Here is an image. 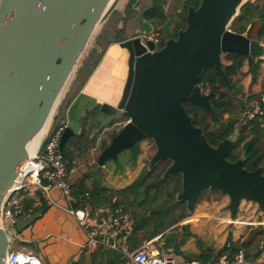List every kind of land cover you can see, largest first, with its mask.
Instances as JSON below:
<instances>
[{"label":"water","instance_id":"obj_1","mask_svg":"<svg viewBox=\"0 0 264 264\" xmlns=\"http://www.w3.org/2000/svg\"><path fill=\"white\" fill-rule=\"evenodd\" d=\"M245 0H201L191 5L187 25L164 46L145 37V31L120 43L129 52V72L118 106L104 103L95 120L94 134L123 117L129 119L98 158L97 168L118 159L120 152H135L138 142L150 138L156 145L149 168L171 161L164 172L182 174L178 200L187 201L191 213L205 190L229 195L231 218L243 199L258 203L264 213V171L244 167L246 151L233 162L227 154L238 132L211 145L201 126L193 122L185 101L213 112L211 94L199 82L209 66H223L232 51L253 59L264 56V44L229 25ZM117 0H0V264H5L13 235L2 225L11 189L20 179L24 161L38 155L50 120L69 92L82 61ZM95 107L89 112H95ZM66 124V120L62 121ZM76 133L66 126L61 148ZM39 135L34 153L29 143ZM18 215L16 229L23 232L41 215ZM112 241V240H111Z\"/></svg>","mask_w":264,"mask_h":264},{"label":"trees","instance_id":"obj_2","mask_svg":"<svg viewBox=\"0 0 264 264\" xmlns=\"http://www.w3.org/2000/svg\"><path fill=\"white\" fill-rule=\"evenodd\" d=\"M136 0H132L134 3ZM144 1V0H143ZM142 1V2H143ZM201 0H186L188 8L191 5L199 6ZM131 3V4H132ZM149 7L142 12V17L147 20H166L167 16L161 4L157 0H151ZM229 28L232 31L246 34L250 39L264 42V0H245L237 14L232 19ZM108 29V28H107ZM105 27L95 39L90 51L99 43L103 46L105 42L103 37L107 35L113 40L115 32H108ZM111 31V30H110ZM163 33V31L161 32ZM159 35V33H157ZM163 35V34H162ZM161 46H164L165 39H161ZM109 42V41H108ZM87 52L88 63L90 55L94 52ZM91 53V54H89ZM93 55V54H92ZM222 67L211 65L207 67L201 74L199 82L204 84V90L211 94V105L214 108L213 112H208L207 109L195 102L185 101L184 106L187 112L193 116V122L197 126L203 128V132L208 142L216 146L218 143L229 137L235 131L238 136L227 154V159L230 161H237L240 159L244 151H246V160L244 167L250 171H254L260 165L264 168V92L251 93L246 96L240 85L241 70L245 63L249 64V72L252 74V84L256 83L261 70L262 58L253 59L245 53L232 51L225 55ZM85 63V62H84ZM94 62L92 69L96 66ZM86 66L82 67V69ZM81 69V70H82ZM74 92L71 89L64 102L59 115L56 116L55 128H58L63 120L66 110L74 98ZM258 103V109L252 107V103ZM248 111V113H246ZM226 115H228L226 117ZM128 118V117H127ZM129 119V118H128ZM87 123L83 126L79 134L71 136L65 146L64 153L67 161V169L70 171L72 159H74L75 149L83 147L81 144L91 141L89 139V129ZM94 128V127H93ZM93 139V138H92ZM108 145H104V149ZM69 147L68 151L66 149ZM138 149L134 152L137 154ZM170 164L171 161L164 160L159 162L151 170H147L140 175L131 185L124 189H110L108 186L101 183L96 174H85L79 181L72 185L73 194L75 196V207H80L84 201H89L92 209V216H99L103 208L124 207L129 211L127 205L122 202L113 201L116 194L126 195L131 191V219L133 221V229L131 231V246L135 248L138 246L141 238L148 239L162 235L164 241L161 250L166 253L176 252L180 254V245L183 244L191 233L186 232L182 237L174 230L169 233H164L171 225L181 221L184 214L179 218H172L170 209L165 208V204L175 196L173 190L182 189V174L173 173L163 177V171L160 176L154 177L155 171L160 164ZM154 177V179H152ZM174 185V186H173ZM25 212L29 215L43 210L44 204L36 206L33 197H26L24 199ZM143 206H146L145 210ZM170 219V224L168 220ZM198 216H191L187 221L196 222ZM228 222L239 223V219H226ZM168 222V223H167ZM188 229V226H185ZM264 241V225H259L252 229L248 239L242 243L232 241L230 237L225 246L220 251H211L210 249H203L202 253L196 257L197 259L206 262L213 258H218L223 255H228L230 260H233L234 255L240 250L245 249L246 258L254 260L259 257L262 245L255 250V253H249L246 249L252 247L254 244ZM122 254L118 255V258ZM193 259V258H192Z\"/></svg>","mask_w":264,"mask_h":264},{"label":"crops","instance_id":"obj_3","mask_svg":"<svg viewBox=\"0 0 264 264\" xmlns=\"http://www.w3.org/2000/svg\"><path fill=\"white\" fill-rule=\"evenodd\" d=\"M131 3L132 0H117L105 21V28H108L106 30L108 32L107 34L109 32H115V35H120L115 36L116 38L114 40L105 35L103 37L105 45L103 46L99 43L91 51L89 50L90 52L94 51L92 53L93 55L89 53L91 55L88 63L85 61L76 74L71 87L75 96L62 120H66V125L75 129L76 133L74 135L79 134L86 123L88 127L92 126V124L95 126V120L102 104L107 103L112 106H118L121 101L129 72V52L120 43L144 33V23L147 22L154 24L152 33H156L157 22L142 17L143 10L149 7L150 4L142 2L141 0H136L134 3ZM262 59L261 74L259 76L261 77V82L255 85L254 90L256 92L263 91L264 86V56ZM94 62L97 63L91 71ZM84 64L86 66L82 69ZM249 74L251 75L250 80L252 82V74L250 72ZM94 106H96L95 112H89V109ZM56 116L49 126L47 135L55 130ZM127 120L128 118L125 122ZM62 121L61 124H63ZM110 126L107 125L101 129V136H103V132ZM93 131V135H96ZM72 171H69V180ZM77 181H72V185ZM52 197L58 203L65 205V198H63L60 191L56 190L55 195L52 194ZM34 200L36 206L44 204L45 211L41 210L40 217L23 231L24 240L33 244V249L36 251L34 253L46 264H133L120 249H114L102 244L88 246L85 229L77 217L66 209L68 205H52L41 192L37 193ZM169 232L165 231L164 233ZM128 236L131 241V232ZM161 236L158 235L154 238L141 239L138 245L152 241V246L164 252L159 248V246L164 244ZM16 241L17 238L14 241L15 244ZM22 248L27 251L31 250L25 246H22ZM180 249H182V254L176 252L167 254H172L181 261L192 259L189 258V255L188 258L185 257L187 253L194 251L190 248L189 243L181 246ZM119 254H122V258L120 259L118 258Z\"/></svg>","mask_w":264,"mask_h":264},{"label":"rangeland","instance_id":"obj_4","mask_svg":"<svg viewBox=\"0 0 264 264\" xmlns=\"http://www.w3.org/2000/svg\"><path fill=\"white\" fill-rule=\"evenodd\" d=\"M143 2L150 3L151 0H144ZM157 3H162L167 18L164 21H156V33H159L161 39L164 38L166 40L168 38H176L179 30L185 28L187 25L186 17L189 8L187 7L188 4L186 3V0H157ZM104 27L105 23L101 27L98 34L103 31ZM162 31L163 33H161ZM94 41L92 45L94 44ZM86 57L87 53L82 61V64L85 62ZM223 61H225V55H223ZM241 71V75H239L238 78H240V85L244 94L248 96L251 93H260L256 92L254 87L257 83L261 82V77L258 78L256 83L252 84L250 80L251 75L249 74L248 62L245 63ZM73 83L74 82H72V85ZM261 92H264V86L263 91ZM69 93L70 90L57 109V113H60ZM227 116L228 115H226V117ZM126 119L127 116L118 120L117 123L114 122L115 124L113 123L106 131L103 132V136H101V130L96 135H93L92 131L94 124L88 128L90 133L89 139H91V141L86 142L85 144L82 142L81 144L83 147L74 150V159H72L70 168V171L73 170L70 178L71 184L72 181H77V179L80 178V175L83 176L87 173H94L100 179L102 184L108 186L110 189L120 190L131 185L137 178L140 177L142 172L144 173L147 170H151L149 168V163L157 149L154 141L150 138H145L138 142L137 149L139 152L137 154L130 149H125L119 153L117 160L110 159L104 166L96 169L98 158L104 150V145H109L112 138L123 127V122H125ZM68 149L69 147L66 151H68ZM169 165L170 164L167 163L160 164L159 168L154 173V177L160 176V174H162V170L165 169L166 171ZM154 177L152 179H154ZM181 190H173L175 196L169 201V203L165 204V208L170 209L172 218H179L183 214L185 216L181 219V221L171 225L166 231L176 230L180 237L186 234L187 231L188 233H191V236H189V238L180 245L181 247L189 243L190 248L194 250L191 253H187L185 256L186 258H188V255L189 258L198 257L202 253L203 249H210L213 252L220 251L230 237L232 238V241L242 243L248 239L253 228L261 224L264 225V213L259 208L258 203L246 199L241 201L237 216L233 219H239V223L226 221V219H231V211L229 209L230 197L220 191H211L210 189L204 191L194 210L191 213H188L187 201L177 199V195L181 192ZM55 193L56 189H53L52 194L55 195ZM132 199L133 197L131 198V191H128L126 195L116 194L113 201L124 203L128 206L129 211L132 213ZM67 205L68 203L65 200V205L62 206ZM143 208L145 210L147 209L146 206H143ZM195 215L198 216V220L196 222L187 221L189 217ZM168 222L170 224V219ZM185 226H188V229H186ZM140 238L143 239V237ZM263 243L264 241H262L261 244L256 243L252 247H246V249L249 253H255V250ZM22 246H25L26 248L31 249L32 252L36 253L33 249V244L24 240L23 232H18L16 247L22 249ZM180 253L182 254V249H180Z\"/></svg>","mask_w":264,"mask_h":264},{"label":"built area","instance_id":"obj_5","mask_svg":"<svg viewBox=\"0 0 264 264\" xmlns=\"http://www.w3.org/2000/svg\"><path fill=\"white\" fill-rule=\"evenodd\" d=\"M151 40L155 49L161 46V37L157 33H151L145 40ZM264 44V42H262ZM258 109V103L251 105ZM248 113V111L246 112ZM66 124L60 125L46 136L42 149L34 158L24 161L20 168V179L11 189L10 196L6 201L2 225L17 238L16 229L18 215L25 212L24 199L36 197L41 192L50 204L61 206L53 197L52 190L60 191L68 203L66 209L75 215L87 234V245L102 244L114 249H120L133 264H264V244L258 258L248 260L245 249H240L230 260L228 255L213 258L203 262L197 258L181 261L172 254H167L152 246V241L144 242L132 248L129 234L133 229L131 214L124 207L103 208L99 216H92L91 204L84 201L80 207H75V196L69 171L65 159L64 150L61 148L62 134ZM98 222V223H97ZM112 240V241H111ZM5 264H46L37 254L32 251L17 248L16 244L9 249Z\"/></svg>","mask_w":264,"mask_h":264},{"label":"bare ground","instance_id":"obj_6","mask_svg":"<svg viewBox=\"0 0 264 264\" xmlns=\"http://www.w3.org/2000/svg\"><path fill=\"white\" fill-rule=\"evenodd\" d=\"M52 120H50L49 125L51 124ZM38 142H39V135L36 136L28 145V150L30 153H34L35 149L38 146Z\"/></svg>","mask_w":264,"mask_h":264},{"label":"flooded vegetation","instance_id":"obj_7","mask_svg":"<svg viewBox=\"0 0 264 264\" xmlns=\"http://www.w3.org/2000/svg\"><path fill=\"white\" fill-rule=\"evenodd\" d=\"M113 124V123H112ZM112 124H110V125H112Z\"/></svg>","mask_w":264,"mask_h":264}]
</instances>
